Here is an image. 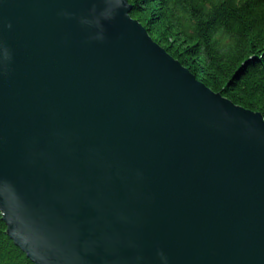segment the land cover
I'll use <instances>...</instances> for the list:
<instances>
[{
  "label": "water",
  "instance_id": "water-1",
  "mask_svg": "<svg viewBox=\"0 0 264 264\" xmlns=\"http://www.w3.org/2000/svg\"><path fill=\"white\" fill-rule=\"evenodd\" d=\"M132 10L0 0L7 235L33 264H264V116Z\"/></svg>",
  "mask_w": 264,
  "mask_h": 264
},
{
  "label": "trees",
  "instance_id": "trees-1",
  "mask_svg": "<svg viewBox=\"0 0 264 264\" xmlns=\"http://www.w3.org/2000/svg\"><path fill=\"white\" fill-rule=\"evenodd\" d=\"M131 17L196 79L264 116V0H127ZM0 264H33L7 235Z\"/></svg>",
  "mask_w": 264,
  "mask_h": 264
}]
</instances>
